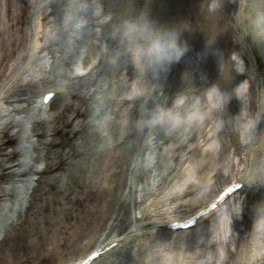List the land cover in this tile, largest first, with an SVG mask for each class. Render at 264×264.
<instances>
[{"label": "bare ground", "instance_id": "6f19581e", "mask_svg": "<svg viewBox=\"0 0 264 264\" xmlns=\"http://www.w3.org/2000/svg\"><path fill=\"white\" fill-rule=\"evenodd\" d=\"M72 1L0 0V264H64L47 249L73 228L90 241L67 264L116 242L98 262L144 235L154 240L164 233L183 241L207 217L192 229L161 228L206 205L231 181L243 186L224 206L245 193L243 213L234 217L229 235L213 244L209 264H264L250 234L264 184L246 183L252 176H264V44L250 43L226 11L213 23L190 20L194 32L182 37L188 50L166 72L141 75L129 57L113 73L104 58L124 44L121 18L153 8L150 17L159 24L172 26L174 20L162 19L159 0H125L127 11L117 0H82L88 23L83 29L71 22ZM35 18L42 27L40 44L37 33L30 36ZM216 48L223 56L221 66ZM193 50L199 57L186 59ZM233 50L242 56V75L234 71ZM29 51L48 65L35 75L25 66ZM80 67L85 71L76 72ZM186 73L193 84L185 81ZM243 78L249 81L245 115L235 113L239 101L233 94ZM214 82L232 93L223 112L174 131L142 123L155 104H171L180 90L191 94L195 87ZM49 90L57 94L43 108L35 98ZM256 139L260 145L255 153ZM201 142L198 158L187 169L195 174L194 195L182 200L180 210L154 216L155 197L174 179L186 160L185 150H195ZM186 193L182 189L176 199ZM181 247L189 249L184 242ZM143 256L134 263L142 264ZM123 263L118 259L111 264Z\"/></svg>", "mask_w": 264, "mask_h": 264}, {"label": "clouds", "instance_id": "9594fccd", "mask_svg": "<svg viewBox=\"0 0 264 264\" xmlns=\"http://www.w3.org/2000/svg\"><path fill=\"white\" fill-rule=\"evenodd\" d=\"M235 21L234 28L239 27L242 35L249 36L257 44H264V0H254L238 8ZM187 27L189 24L186 21L172 26L161 25L150 17L147 9H143L139 14L125 15L119 25V33L126 42V51L137 71L141 75L151 72L157 76L166 72L188 50L187 41L182 40L183 30ZM237 70L244 71L243 64ZM185 81L192 83L190 74H185ZM248 90L249 81L246 79L234 91L237 97L244 99ZM231 98L232 93L225 92L215 82L202 89L195 87L191 94L182 89L175 94L171 104L158 103L147 109L142 123L160 126L168 131L189 128L223 112ZM246 183L250 186L264 184V176H252ZM243 200V196L236 198L221 212V218L228 222L230 228L234 217H240L243 213ZM253 213L251 242L254 251L264 254V247H261L264 243V200L255 204ZM143 243L142 240L138 241L137 247ZM212 256V249L197 247L187 250L172 246L171 241H160L145 252L142 264H209Z\"/></svg>", "mask_w": 264, "mask_h": 264}, {"label": "rangeland", "instance_id": "374dc122", "mask_svg": "<svg viewBox=\"0 0 264 264\" xmlns=\"http://www.w3.org/2000/svg\"><path fill=\"white\" fill-rule=\"evenodd\" d=\"M145 2L150 0H143ZM160 5L163 7V13L162 16L165 18H162L164 20H168V22H172L174 20L175 23L173 25H176L180 23L181 21H186L188 24L190 23V20L192 18L201 19L203 18L204 22H211L221 20L223 12L230 11L229 14L233 16V20L231 19L230 23L235 24V16L236 11L238 8H241L243 5L249 4L254 2V0H159ZM118 4L124 7V10L127 11V3L125 0H117ZM70 10L68 11V14L70 16L71 22L73 24H77L78 26H82L83 29H86L87 26V17L85 15V7L86 4L82 2V0H73L71 3ZM76 7V9H74ZM189 8H192L190 13L187 12ZM147 9V8H145ZM151 13L155 10L152 8ZM148 11V10H147ZM148 11V14H151ZM204 16V17H203ZM213 19V20H212ZM122 20V18H121ZM217 23V22H216ZM32 33H31V39L38 35V42L40 44L41 39V25H40V18H35L33 25H32ZM214 28V27H213ZM215 34L217 32V29H214ZM209 31H212L210 29ZM194 32L193 28L189 27L185 28L182 33V37H186L191 35ZM37 33V34H36ZM36 34V35H35ZM248 40L251 42H254L251 40V38L248 36ZM261 45V44H260ZM119 52H115L112 54H107L104 58V61L107 63V68L110 69L113 73H116L117 69L119 68V65L122 63H126V59L129 58V55L126 51V42L124 41V44L121 46V49H118ZM192 52V51H191ZM221 50L218 48L215 49V58H216V64L218 66H221V60L223 59V56L221 55ZM28 59L26 60V68L32 73V75L37 74L38 69L40 67L44 68L45 65L48 66L45 63V60L42 59L37 52L29 51L28 53ZM193 56H186V59L193 60L194 57L198 58L199 53L197 51H194L191 53ZM230 58L232 60L234 71L238 74H243L244 71H238L237 67H241L243 64L242 56L237 51H232L230 54ZM259 71L262 70L263 64H259ZM243 67L245 69V65L243 64ZM83 72L84 69L77 68L76 72ZM248 80V78L240 79L237 84H239L241 81ZM235 88L233 89V94H235ZM237 97V96H236ZM239 101L238 108L235 113L241 114L244 111L245 104L247 103V95H245L244 99L237 97ZM36 100V98H35ZM248 104V103H247ZM247 109V108H246ZM244 115L246 114L245 111L243 112ZM23 113V117H24ZM29 115H32L31 113ZM37 115V114H35ZM202 143H200V146L196 148L195 150L188 151L185 150L184 158L186 160L184 162H181L180 166L176 169V171L173 173L175 175L173 180L168 184V187L161 188V191L157 194L155 197V202L152 203V212L154 216H158L161 218L160 214L165 213L166 211H172L178 208L180 210L182 205V200L189 199L191 196H193V191L197 189V187L194 188L193 182H195V174H191L187 172V169L189 166L193 165L194 161L198 158V154L201 151ZM203 148V147H202ZM188 152V153H187ZM179 176L178 179L175 177ZM213 181V179H210L209 184ZM212 184V183H211ZM188 189H185L187 188ZM190 187V188H189ZM186 190V194H188L187 197H184L183 199L179 200L176 199L178 192H181V190ZM245 193L243 194V196ZM236 199V198H235ZM234 199V200H235ZM234 200L231 199V203L234 202ZM230 203V204H231ZM228 206V205H226ZM224 206L221 211L217 213L216 216H211L207 220L203 221L202 225H200V228H198L195 233L191 234H185V236L181 237L183 238V241L180 240V237H173L169 236L168 234H162L157 233L154 240L147 239V237L142 238L141 236L135 240V243L129 244L126 248L121 249L120 251L116 252L115 254L110 255L109 257H106L105 259L99 260L96 264H111L112 262H116L118 259H124L123 264H135L133 259H137L145 255V252L149 249L153 248L158 242L160 241H171L172 246L176 248H181V246L184 244L189 248L188 250H194L195 248H201V249H213V244L215 242H219V240H222L225 235H229V224L226 220L221 218V212L226 207ZM183 208V207H182ZM211 219L210 221H208ZM208 221V222H207ZM206 222V224H204ZM145 228H150V226H145ZM74 229V228H73ZM71 229L66 232L63 237L58 238L59 240L56 241V244L52 247H49L47 252H51L52 258L56 261L59 260L60 263L64 262V264L69 263V260L75 259L77 255L80 256V254L86 250V247L90 241V238H83L77 236V230L78 228H75L74 230ZM162 230L165 228L162 227ZM211 237V238H210ZM140 238L144 239V243L137 247L138 241H141ZM132 257L130 259V257ZM78 258V257H77ZM71 262V261H70Z\"/></svg>", "mask_w": 264, "mask_h": 264}]
</instances>
